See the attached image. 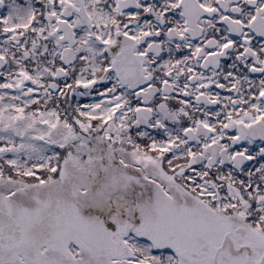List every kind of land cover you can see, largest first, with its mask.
<instances>
[{
	"label": "snow or ice",
	"instance_id": "6c2138e0",
	"mask_svg": "<svg viewBox=\"0 0 264 264\" xmlns=\"http://www.w3.org/2000/svg\"><path fill=\"white\" fill-rule=\"evenodd\" d=\"M0 264H264V0H0Z\"/></svg>",
	"mask_w": 264,
	"mask_h": 264
}]
</instances>
